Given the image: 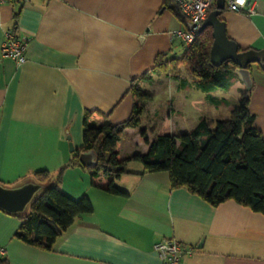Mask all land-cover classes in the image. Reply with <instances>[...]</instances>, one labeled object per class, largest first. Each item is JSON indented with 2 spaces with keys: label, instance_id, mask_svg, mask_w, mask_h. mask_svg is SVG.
I'll list each match as a JSON object with an SVG mask.
<instances>
[{
  "label": "crops",
  "instance_id": "0c3cea01",
  "mask_svg": "<svg viewBox=\"0 0 264 264\" xmlns=\"http://www.w3.org/2000/svg\"><path fill=\"white\" fill-rule=\"evenodd\" d=\"M164 1L32 0L0 6V183L37 181L34 173L42 170L55 182L67 167L59 188L73 198L86 194L94 204L54 251L18 239L19 219L0 208V247L9 264H161L154 245L169 237L195 249L182 264H264L263 214L234 200L213 206L186 188L172 189L167 172L130 170L129 163L128 172L117 179L129 195H116L104 189L110 181L105 174L90 178L72 165L76 150H70L68 137L76 149L84 145L86 111L94 112L97 123L126 120L133 107L132 80L150 71L159 54L169 57L182 46L173 32L183 24ZM251 1L256 14L226 8L220 18L240 48L261 50L264 0ZM12 29L28 41L22 65L2 56L5 33ZM251 73L249 108L264 135V70L252 63ZM194 80L178 84L180 92L193 89L185 98L193 97ZM179 128L176 124L170 134L178 135ZM139 130L124 133L135 134L141 151L121 157L117 145L120 158L148 152ZM148 132L151 140L166 134ZM70 171L80 177L71 180Z\"/></svg>",
  "mask_w": 264,
  "mask_h": 264
},
{
  "label": "trees",
  "instance_id": "16d2710c",
  "mask_svg": "<svg viewBox=\"0 0 264 264\" xmlns=\"http://www.w3.org/2000/svg\"><path fill=\"white\" fill-rule=\"evenodd\" d=\"M163 5L182 24L186 23L187 18L175 0H165ZM215 7L216 4L212 10ZM226 8L227 5L224 10ZM212 32L210 26L199 32L191 45L182 44L184 49L178 56L168 58L167 54H159L150 71L132 80L128 93L132 95L133 107L126 120L115 124L107 121L97 123L92 119L94 112L86 111L84 145L76 149L72 165H82L80 154L94 150L98 164L93 174L102 172L110 178L104 189L116 195L128 196L129 193L118 188L115 181L128 172L127 164L130 161H138L146 172H167L172 189L186 188L213 206L234 200L264 215V135L249 108L252 90L245 89L241 93L238 107L230 118L211 122L202 117L189 132L160 134L151 140L148 130L142 127L143 118L149 112L147 102L153 99V95L144 91L141 82H152L154 73L178 72L185 66L194 76L198 89L209 93L207 97L211 101L217 104L223 102L210 93L219 89L228 90L238 79L237 66L231 60L220 65L212 63ZM239 50L244 51L242 48ZM127 128L140 129V140L149 146L147 153H135L124 159L119 157L117 145ZM66 169L62 168L50 185H47L52 177L49 171L34 173V178L44 185L43 190L33 200L28 212L10 213L20 221L15 236L21 241L42 250L54 251L58 240L75 224L77 218L94 211V204L88 195L73 198L59 188ZM0 264H9L1 253V247Z\"/></svg>",
  "mask_w": 264,
  "mask_h": 264
},
{
  "label": "water",
  "instance_id": "95a60500",
  "mask_svg": "<svg viewBox=\"0 0 264 264\" xmlns=\"http://www.w3.org/2000/svg\"><path fill=\"white\" fill-rule=\"evenodd\" d=\"M225 7L226 0H216V7L211 10L202 23L200 32L209 26L212 27V63L220 65L227 60H231L237 66L236 74L239 79L244 83L246 90L250 91L254 87V80L249 65L257 63L264 69V48L261 50H239L238 43L227 34L226 22L220 18ZM68 139L70 140V150L73 152L76 148L70 136ZM79 159L87 169H95L98 164V157L94 150L82 152ZM43 188L44 185L37 181H27L19 186H7L0 183V208L8 213H25Z\"/></svg>",
  "mask_w": 264,
  "mask_h": 264
},
{
  "label": "rangeland",
  "instance_id": "374dc122",
  "mask_svg": "<svg viewBox=\"0 0 264 264\" xmlns=\"http://www.w3.org/2000/svg\"><path fill=\"white\" fill-rule=\"evenodd\" d=\"M183 49H184V45L182 46L180 45L179 50L177 52H173L169 54L168 58L180 55ZM154 76H155L154 77L155 79L152 82H148L143 85L144 91L153 95V99L147 102V108H149L148 109L149 112L146 116H144L143 123H144L145 128H147L148 131L150 129V132L152 134L157 129L160 131V133L162 132L171 133L172 131L166 130L164 127V117L165 116H176L180 113L182 114L183 110L185 109L188 103V98H185L184 94L188 95L193 89L186 88L180 92L177 89V86L181 82L182 79H185L186 82L188 80L192 81L194 79V76L189 72V70L185 66H182L180 68V71L178 72L170 71L169 73H155ZM170 88L172 89V95H171V98L169 99L166 97L165 94L170 90ZM196 89L197 88L194 89L193 94H192L193 97H191L193 100L196 97V91H195ZM244 89L246 88L244 87ZM219 90L218 92L226 91V90H221V89ZM206 99L208 102L216 105L217 107H219L220 105H224L227 111V115L218 116V117L211 118V119L207 118L211 122H214L217 118H230L233 115L235 109L238 107V102L230 103L227 100L220 99L223 102H221L220 104H217L216 102L211 101L208 97H206ZM177 124L179 125V123ZM195 125H197V123H195L194 126ZM194 126L182 127V129L179 128L177 131L179 134L186 133V132H189V130L192 129ZM118 146L120 147V149H122L121 157H126L130 155L132 151H135V150L141 151V148L137 147L136 140H135V134L133 132L123 133L120 141L118 142ZM142 167L143 165L138 161H130L128 165V169L130 170H141ZM77 168H79L80 170H83V172L84 171L88 172L90 178L92 176H95L93 174V169H87L84 166L79 165V164H77ZM66 171H68V169ZM70 176H71V180H76L78 179V177H80L78 174L72 173L71 171L68 177ZM109 182L110 181H107L105 185L107 186ZM52 183H54L53 179H51L47 183V185H50ZM115 185L120 189H124L123 187H125L122 181L120 180H116ZM39 194L40 193H38V195ZM26 212H28V210Z\"/></svg>",
  "mask_w": 264,
  "mask_h": 264
},
{
  "label": "built area",
  "instance_id": "2783aa9c",
  "mask_svg": "<svg viewBox=\"0 0 264 264\" xmlns=\"http://www.w3.org/2000/svg\"><path fill=\"white\" fill-rule=\"evenodd\" d=\"M32 0H0V6L11 4L21 5ZM181 12L186 16L187 21L183 27L173 32V36L180 39L185 46L191 45L197 38L202 23L216 4V0H175ZM227 8L234 12H243L248 15L257 13V4L251 0H227ZM28 41L16 35L15 31L8 30L5 33V40L2 44V56L13 58L18 65L27 61ZM161 264H182V258L186 254H192L194 248L184 246L179 240L173 237L164 238L154 245ZM4 253V248H1Z\"/></svg>",
  "mask_w": 264,
  "mask_h": 264
},
{
  "label": "clouds",
  "instance_id": "9594fccd",
  "mask_svg": "<svg viewBox=\"0 0 264 264\" xmlns=\"http://www.w3.org/2000/svg\"><path fill=\"white\" fill-rule=\"evenodd\" d=\"M242 3L243 0H238ZM245 85L236 81L233 83L227 91L211 93V95L216 96L218 99L227 100L230 103H236L239 101L241 93L239 89H243ZM196 97L193 100L191 97L188 98V103L182 114L176 116H165L164 117V127L166 130L174 131L176 124L179 123L181 127L194 126L198 123L201 117L215 118L218 116L227 115V111L224 105L217 107L207 101L206 97L209 93H205L199 89H196ZM167 98H171L172 89L165 94Z\"/></svg>",
  "mask_w": 264,
  "mask_h": 264
}]
</instances>
